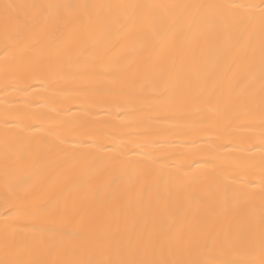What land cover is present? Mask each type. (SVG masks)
Instances as JSON below:
<instances>
[{"label": "bare ground", "instance_id": "6f19581e", "mask_svg": "<svg viewBox=\"0 0 264 264\" xmlns=\"http://www.w3.org/2000/svg\"><path fill=\"white\" fill-rule=\"evenodd\" d=\"M5 3L42 39L6 41L0 8V261L259 264L264 0ZM180 5L245 7L165 33ZM154 11L163 25L115 23ZM234 15L255 17L242 37ZM209 218L227 246L193 242Z\"/></svg>", "mask_w": 264, "mask_h": 264}, {"label": "snow or ice", "instance_id": "6c2138e0", "mask_svg": "<svg viewBox=\"0 0 264 264\" xmlns=\"http://www.w3.org/2000/svg\"><path fill=\"white\" fill-rule=\"evenodd\" d=\"M20 5L5 3L0 8H2V15L5 21V32L6 41L9 39V28L11 27L13 34H19L21 31L32 33L35 32V35L31 38L30 44L31 45H39L41 43V31L42 26L40 21L33 17L32 21L28 19L22 18L16 10L20 8ZM29 7H40V6H29ZM51 7V6H49ZM57 7H71V6H57ZM100 8H109L111 6H99ZM130 7H138V6H130ZM157 8L164 7V6H155ZM183 9H194L195 11L191 13L189 16L185 17H174L167 22V26L164 28L165 33H172L175 34L177 31L181 30H191L193 24L196 23L197 17H199V21L201 23H207L212 20L216 19V14L211 12L212 9H222V8H229L235 11L236 9H240L245 7L244 5H180L178 6ZM260 16V32L262 39H264V7H260L259 9ZM255 19L253 16H239L234 15L232 17V23L236 26L239 36L242 37L243 34L248 31L251 27L252 21ZM47 23H55L54 20L51 18L48 19ZM117 27L120 30L130 29L132 26L140 23L145 25L149 28H155L157 26L163 25L165 22L161 19L160 13L158 11H154L149 15L140 16L137 18L127 17L124 21H116L115 22ZM236 43H240L238 39ZM165 49H161V52H164ZM234 198L236 200H243L246 198V194L244 192L235 193ZM53 210L63 211L64 208L61 207L60 209L56 208L55 202H48L41 206L39 209H34V211H39L42 213H49ZM262 223H264V218H262ZM198 235L194 239V243L197 245L204 244H217L222 243L223 245L227 246L229 244V240L226 237H218L212 230H211V218L201 225L198 229H196ZM261 251L262 255H264V233L261 235ZM0 264H21L20 261H0ZM123 264H164V262H157L151 260H127L123 262ZM259 264H264V259H261Z\"/></svg>", "mask_w": 264, "mask_h": 264}]
</instances>
